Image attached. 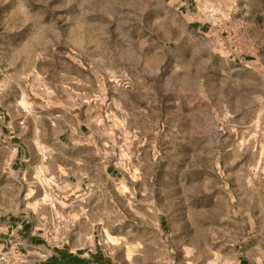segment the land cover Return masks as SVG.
I'll return each instance as SVG.
<instances>
[{
  "label": "rangeland",
  "instance_id": "obj_1",
  "mask_svg": "<svg viewBox=\"0 0 264 264\" xmlns=\"http://www.w3.org/2000/svg\"><path fill=\"white\" fill-rule=\"evenodd\" d=\"M109 2L111 17L47 16L31 31L0 15V245L8 236L2 221L27 206L35 215L39 206L53 247L54 233L68 232L67 219L50 217V204L25 200L27 167L44 174L56 165L37 148L53 141L56 125L76 116L107 120L123 113L120 103L137 117L149 104L155 146L139 163L161 217L138 231L131 203L109 182L107 211L93 212L87 251L115 264H264V88L254 87L264 78V23L214 25L209 0ZM26 144L36 154L21 171L11 164L15 147ZM116 151L109 162L129 172ZM73 238L83 245L82 234ZM51 251L26 257L0 247V264H31Z\"/></svg>",
  "mask_w": 264,
  "mask_h": 264
},
{
  "label": "crops",
  "instance_id": "obj_2",
  "mask_svg": "<svg viewBox=\"0 0 264 264\" xmlns=\"http://www.w3.org/2000/svg\"><path fill=\"white\" fill-rule=\"evenodd\" d=\"M116 98L122 101L120 95ZM120 104L123 113L119 115L115 113L107 120L97 115L94 118L76 116L70 124L68 123L69 125L62 126L60 123L56 125L50 133L53 139L51 143H37L38 151L43 155L42 159L45 162L50 158L55 159L56 165L52 167L51 172L44 174H40L37 166L33 170L27 167L25 171L27 204H50V217L69 221L66 235L58 237L54 233L53 237L57 242L55 247L50 245L48 235H53L54 230L48 231L39 225L37 219L40 213L39 206L36 208L38 211L36 215L30 213L32 210L27 206L25 213H21L17 218L8 216L2 221L1 231L8 236L2 238L1 248L14 252L18 249L23 250L27 257L30 253L34 256L35 252L52 247L47 258L30 262L31 264H47L51 257L58 264L60 254L78 256L83 260V264H96L97 257L104 256L87 251L86 237L87 245H90L93 212L97 210L100 213L97 216L101 217V213L107 211L105 204L109 182L112 187H117L116 194H120L124 202L131 203L130 211L136 220L135 226L138 231L150 228V219L161 217L156 215L154 193H147L144 165L139 163V157L145 147L155 146L153 132L155 117L152 115V107L149 104L139 106L136 110L141 114L132 117L126 112L124 105ZM141 121L148 123L149 128L143 127ZM110 148L118 149L115 155L118 160L121 158L123 162L131 165L129 172L130 168L123 170L117 164L109 162V152H112ZM15 149L16 157L11 166L18 163L17 169L22 171L24 169L22 161L36 154L35 148L31 144H26L25 147L16 146ZM133 159L137 162L132 161ZM155 166V162L152 161L148 165L149 170L153 172ZM119 173L124 176L125 181L115 179ZM33 175L34 178L31 177ZM129 177L130 179H127ZM44 217H47L46 214ZM81 219L88 221L87 227L84 226L82 230L78 226ZM77 233L83 235V245L75 242L73 236ZM104 258L113 264L116 263L113 258Z\"/></svg>",
  "mask_w": 264,
  "mask_h": 264
},
{
  "label": "clouds",
  "instance_id": "obj_3",
  "mask_svg": "<svg viewBox=\"0 0 264 264\" xmlns=\"http://www.w3.org/2000/svg\"><path fill=\"white\" fill-rule=\"evenodd\" d=\"M88 8L84 9L80 0H0V15L19 23L20 30L32 28L42 22L44 17L66 14V20L92 12H101L111 17L113 9L109 0H86ZM115 3V0H111ZM72 11L69 12L68 10ZM206 16L211 17L212 23H264V0H215L208 3ZM234 17L236 18L234 20ZM261 46H264L262 42ZM261 71H264L262 69ZM157 86H160L158 83ZM254 87L264 88V78ZM167 94V93H165ZM218 255V254H216Z\"/></svg>",
  "mask_w": 264,
  "mask_h": 264
},
{
  "label": "trees",
  "instance_id": "obj_4",
  "mask_svg": "<svg viewBox=\"0 0 264 264\" xmlns=\"http://www.w3.org/2000/svg\"><path fill=\"white\" fill-rule=\"evenodd\" d=\"M60 263L58 264H83V260L79 258L78 256H72V255H62L60 254ZM96 264H113L112 262L108 261L104 257H97L96 259ZM47 264H56L55 260L53 257H51L48 261Z\"/></svg>",
  "mask_w": 264,
  "mask_h": 264
},
{
  "label": "built area",
  "instance_id": "obj_5",
  "mask_svg": "<svg viewBox=\"0 0 264 264\" xmlns=\"http://www.w3.org/2000/svg\"><path fill=\"white\" fill-rule=\"evenodd\" d=\"M1 258H4V256L2 255Z\"/></svg>",
  "mask_w": 264,
  "mask_h": 264
}]
</instances>
